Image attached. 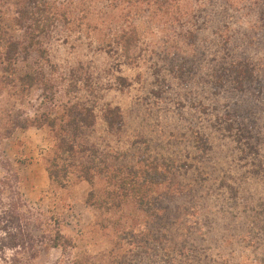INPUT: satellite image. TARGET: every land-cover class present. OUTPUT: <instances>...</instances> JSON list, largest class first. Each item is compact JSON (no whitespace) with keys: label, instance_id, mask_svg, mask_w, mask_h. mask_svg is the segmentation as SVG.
Here are the masks:
<instances>
[{"label":"trees","instance_id":"1","mask_svg":"<svg viewBox=\"0 0 264 264\" xmlns=\"http://www.w3.org/2000/svg\"><path fill=\"white\" fill-rule=\"evenodd\" d=\"M9 4L18 35L6 22ZM60 28L65 41L80 34L120 65L197 82L183 148L143 152V136L113 146L126 131L121 107L100 106L92 91L66 98L82 89L53 83L92 79L59 74L49 44ZM0 85V150L17 129L44 130L48 199L54 206L73 180L85 181L94 215L66 236L56 206L35 214L16 167L0 155L2 231L14 248L5 264H33L51 250L60 257L50 264H264V0H0ZM203 219L213 232L222 222L230 242L219 249L237 239L246 255L215 256ZM259 236L261 246L252 244Z\"/></svg>","mask_w":264,"mask_h":264},{"label":"rangeland","instance_id":"2","mask_svg":"<svg viewBox=\"0 0 264 264\" xmlns=\"http://www.w3.org/2000/svg\"><path fill=\"white\" fill-rule=\"evenodd\" d=\"M11 7L9 4L8 9L5 8L3 11L11 31L18 35L20 31H16L11 24L13 17ZM80 10L82 9H78ZM81 15L80 12L78 16ZM83 37L74 33L65 41L66 35L60 28L49 44L51 60L59 67L60 75L76 71L83 77L92 76L91 82H53L61 88L68 87V84H77L79 89H82L67 93L66 98L74 96L84 99L92 91V96L96 97L93 100L101 98L100 106L102 103H109L121 107L127 120L126 131L122 141L120 140L121 143L113 139V146L124 148L123 146L132 143L137 137L143 136L146 139L141 145L143 152L149 151L146 150L148 145L151 149L155 147L159 150L170 145L175 149L183 148L182 136L193 125L191 120H194L196 115L189 108L192 100L196 98L197 82H179L165 70L155 76L154 69H150V66L141 65L138 68L120 65L116 59H110L100 52L95 45L91 47L89 40ZM118 77L125 78V82L117 79ZM60 96L61 99H65L63 89ZM41 98L40 92H36L31 100L34 105H38ZM180 102H183L184 107ZM104 129L100 121L97 137L103 138L106 135ZM171 135L179 136L181 144H176ZM48 150L44 130L17 129L9 139L2 142L0 155L9 159L16 167L22 181L24 199L30 209L35 214L43 213L50 216L52 214H49V211L53 213L56 206L55 213L60 218L63 233L69 237H77L94 221L93 211L86 202L91 186L85 181L73 180L69 187L59 194L53 206L52 201L48 199L50 180L43 163ZM4 174L5 171L0 166V182L4 180ZM219 210L218 208L217 211ZM210 222L212 219L202 220V224L211 232L210 244L214 248L212 249L214 255L233 256L235 261L241 260L242 256L246 255L245 248L234 239L232 241L236 244L233 247L219 249V246L230 240L225 237L222 222L214 232L211 231L213 227ZM7 225V216L0 205V264H5L4 260L11 258L14 253L11 238L2 231ZM32 230L36 232L35 228ZM252 244L261 246L262 237H255ZM101 246L105 244L101 243ZM37 256L33 264H50L59 259L60 251L41 252Z\"/></svg>","mask_w":264,"mask_h":264}]
</instances>
